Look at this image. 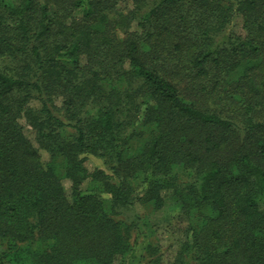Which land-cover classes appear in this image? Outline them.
I'll use <instances>...</instances> for the list:
<instances>
[{
    "label": "trees",
    "instance_id": "16d2710c",
    "mask_svg": "<svg viewBox=\"0 0 264 264\" xmlns=\"http://www.w3.org/2000/svg\"><path fill=\"white\" fill-rule=\"evenodd\" d=\"M142 239L141 264H264V0H0V264Z\"/></svg>",
    "mask_w": 264,
    "mask_h": 264
},
{
    "label": "rangeland",
    "instance_id": "374dc122",
    "mask_svg": "<svg viewBox=\"0 0 264 264\" xmlns=\"http://www.w3.org/2000/svg\"><path fill=\"white\" fill-rule=\"evenodd\" d=\"M236 28L239 32L242 31L241 19H237ZM21 122L25 126V131L27 135L31 138L34 144L38 146L33 129L29 125H27L25 119H22ZM41 153L44 160H47L49 156L48 153L43 149H41ZM86 164L90 170L98 166L103 167L102 161L94 156H88L86 158ZM64 185L66 191L71 192V182L68 179L64 181ZM174 214H175L174 208H171L168 205L162 210L155 212L152 216V220H153L152 222L154 223L157 232V234L152 238L154 239V243L156 245L157 244L160 245L161 251H159V253L162 254V259L165 262L171 260L174 257L176 251L177 239L179 234L175 235L173 233V224L171 222ZM145 242L146 241L143 239L140 241V244L136 248L135 252L132 254L127 264H141L140 256L144 252V249L142 247L144 246Z\"/></svg>",
    "mask_w": 264,
    "mask_h": 264
}]
</instances>
